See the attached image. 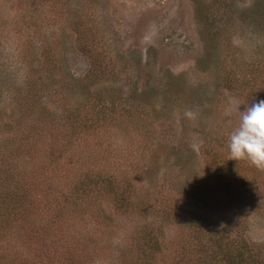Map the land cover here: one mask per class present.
Listing matches in <instances>:
<instances>
[{
	"label": "rangeland",
	"instance_id": "rangeland-1",
	"mask_svg": "<svg viewBox=\"0 0 264 264\" xmlns=\"http://www.w3.org/2000/svg\"><path fill=\"white\" fill-rule=\"evenodd\" d=\"M224 1L202 9L228 39L212 49L197 15L209 0H0V264H126L146 223L162 242L156 264H176L189 225L182 204L160 201L163 177L221 211L204 225L264 247V194L231 205L202 143L253 104L218 86L245 76L262 41L252 0ZM16 180L22 196L9 194Z\"/></svg>",
	"mask_w": 264,
	"mask_h": 264
},
{
	"label": "trees",
	"instance_id": "trees-1",
	"mask_svg": "<svg viewBox=\"0 0 264 264\" xmlns=\"http://www.w3.org/2000/svg\"><path fill=\"white\" fill-rule=\"evenodd\" d=\"M230 1L231 0H225L224 2L229 5ZM210 4L211 0H209V3L198 2L197 15L202 19L201 21L204 22L205 27L203 30L208 36V41L211 43V48L213 49L215 46H220L221 43H228V39L223 35L215 34V32H209V28H214L215 24L210 18V15L204 16L205 13L202 12V9L206 7L208 8ZM248 12L252 17V27L250 31L252 34L257 31L256 34L262 38V41L260 40L259 42H256V45L253 47L255 53L253 59L249 60V62H244L243 60L240 62V70L242 67H247L244 72L245 76L238 74H232V78L224 76L221 79L222 81H219L218 86L219 88L222 86L226 90L232 92H244L247 95H251L253 103H258L260 100H264V0H252ZM260 46L261 49H258ZM219 57L220 54H218V58ZM174 97L175 95L173 98ZM180 101H178L179 105ZM121 103L123 102H118V104ZM174 103V106H176V102ZM138 106L141 105L138 104ZM138 106L134 104V108ZM229 136L230 135L227 133L225 136L222 134L204 135L202 136V143L211 149V151L207 149V155L210 158V165L213 164V171L214 174H216V180L218 183L222 184L220 186L226 184V188L230 191V204L235 206L236 209L239 207L244 208L246 206L252 207V205H256L255 203L260 201V199H263L264 171L258 170L245 160H230V152L227 147ZM212 146H214V148H212ZM213 155L218 157V159ZM0 172L2 173L3 169ZM6 172L7 170L4 169V173ZM12 173L9 174L10 180L14 175ZM239 177L240 179H238ZM163 178L160 180V185L157 190L158 193H162L163 190H166L167 193H165V195L163 194L160 201H164L168 198L170 201H173V205H177L176 203L182 204L183 207L180 208V213H178V215L184 219L186 218L188 220L187 224L189 225L187 227L189 228L190 236L186 239L187 241L180 244L179 251L176 255L177 259H175L176 264H264V247L259 250L258 246L250 244L243 237L238 238V234L231 233L232 235L230 236L229 232L217 230L216 225V227H212L213 224L204 225V223H211V220L212 223H219V219L222 216L221 211H218L217 209L213 210V207H211L210 204H205L207 202L201 200L202 198L198 197V194L187 195V192L184 190H181L180 192L174 190L170 186L173 182L172 178L171 180H167V178L165 180ZM49 179L51 181V177ZM83 179L84 178H81L80 175L77 181L78 187L86 182V180ZM96 181L93 182L94 187L98 185L96 184L98 182L99 184L103 182L104 184H108L107 179L104 177H100L98 178V182ZM17 183L18 181L16 180V184L13 183L11 185L12 191H10L9 194L12 196L20 189V186H18ZM90 187H84L85 195H87V193L90 194ZM94 187H92L91 190H93ZM22 194L23 192H21V196ZM3 195H5V193ZM50 196L51 193L47 194V198L46 200L44 198L43 202L49 203L47 199ZM37 197H39L38 194ZM5 199L6 198H4L3 201L4 203ZM12 199L13 198L10 196V200ZM130 199L131 197L129 194L122 195V193L119 192L116 198V203H119L120 206L123 205V207H119L118 210H129L133 205ZM38 201L40 204L42 203L40 198L37 201H34L33 199L32 203L28 205V210L25 209L24 211H29V213L30 211H35L34 204ZM71 202L73 205L75 204V202ZM11 209L14 208L10 205V210ZM56 210H58V208ZM24 211L23 209L20 210L21 215ZM60 216L62 217V215ZM19 218L20 217H17L15 220ZM21 221L22 224L25 223V218H23V216L21 217ZM146 225L148 226L146 227V231L142 232V234L137 232L138 242L136 246H134L133 251L135 258L133 257V260L128 258L126 264H156L157 259L162 255L160 252L161 240L154 235L153 228L147 223ZM53 242L55 243V239ZM43 245L47 246L46 244Z\"/></svg>",
	"mask_w": 264,
	"mask_h": 264
},
{
	"label": "clouds",
	"instance_id": "clouds-1",
	"mask_svg": "<svg viewBox=\"0 0 264 264\" xmlns=\"http://www.w3.org/2000/svg\"><path fill=\"white\" fill-rule=\"evenodd\" d=\"M185 116L193 118L191 110ZM227 147L230 160H245L264 171V100L253 103L241 112L238 125L230 133Z\"/></svg>",
	"mask_w": 264,
	"mask_h": 264
}]
</instances>
